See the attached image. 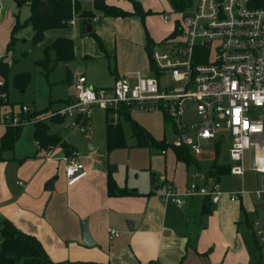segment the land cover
Segmentation results:
<instances>
[{
	"label": "crops",
	"instance_id": "1",
	"mask_svg": "<svg viewBox=\"0 0 264 264\" xmlns=\"http://www.w3.org/2000/svg\"><path fill=\"white\" fill-rule=\"evenodd\" d=\"M97 1H80L83 11H90L98 18L97 22L92 20V26L89 25L90 32L93 31L90 36L97 42L96 49L89 42L90 37L82 36L79 18L77 29L70 36L54 33L61 29L45 33V37L53 33L51 45L58 38L72 40L74 59L75 56L89 58L83 71L69 73L73 90L74 81L80 75H85L88 85L94 89L111 88L118 78L136 71L150 75L152 68L146 51L147 36L157 48L175 29V20L166 24L163 16H158L162 28H152L154 18L149 14L168 13L159 0H135L145 12H149L144 18L140 15L104 17L95 9ZM104 1L127 12L135 11L132 1ZM142 21L146 25L143 26ZM97 39L101 40L103 47ZM99 59L107 60L112 75L110 82L101 77L105 76L103 70L107 65L95 63ZM97 66L102 74L96 71ZM7 101L9 104L5 109L14 108L9 102V91ZM74 101L75 92L66 100V106ZM50 110L47 113L56 111ZM142 126L153 136L146 126ZM6 129L0 125V143ZM62 138L78 152L66 138ZM18 141L13 151L0 152V221L9 220L23 234L36 237L54 264H264L253 227L257 219L264 222V199H257L250 193L232 202L224 194L215 204L210 197L190 198L184 195L191 183L202 186L218 183L224 193L243 188L251 191L264 185L262 174L249 171L244 176H237L231 173V140L228 136L205 143L212 145L214 150L204 147L206 153L199 158L192 153L200 167L195 163L187 165L178 161L171 149L165 155L160 153L151 157L150 166H147L144 147H131L134 149L129 151L127 160L119 156V152L128 145L103 154L97 151L92 141H87L90 142L89 153L82 150L80 159L84 160L88 173L76 181H70L65 175L66 159L56 158L65 153L61 146L56 148L54 157L48 159L49 150L40 147L34 131L31 142L24 144ZM225 142L228 143L229 159L223 161ZM204 156H210L207 159L210 167H201L200 161ZM215 162L230 167V172L211 176L209 172ZM195 165L197 167H193ZM110 172L118 186L131 194H108ZM162 176L167 178L165 184L161 181ZM165 185L181 194L182 204L163 199ZM205 208L210 213L204 215ZM83 222L90 235V245L83 240ZM111 230L117 231L119 237L110 238Z\"/></svg>",
	"mask_w": 264,
	"mask_h": 264
},
{
	"label": "built area",
	"instance_id": "2",
	"mask_svg": "<svg viewBox=\"0 0 264 264\" xmlns=\"http://www.w3.org/2000/svg\"><path fill=\"white\" fill-rule=\"evenodd\" d=\"M78 1L84 0L71 3ZM77 19L74 12L70 25L77 24ZM172 19L169 13L163 15L166 24ZM175 22L171 36L151 55L150 75L136 71L102 89L90 87L86 76L80 75L74 81L73 103L34 116L27 105L18 111L1 106L0 125L18 127L64 117L74 130L85 132L94 106L114 112L125 107L132 114L161 113L177 134L174 147H189L199 158L206 153L203 144L228 136L231 173L264 175V0H195L190 16ZM6 85L0 72V99L5 101ZM189 113H195L197 119L188 120ZM56 148L49 149L48 159L54 157ZM161 153L165 155L167 150ZM65 159V175L70 181L87 175L88 167L76 150ZM161 181L165 184L166 176ZM250 193L264 199V185L224 193L218 183H191L184 195L210 197L217 204L224 194L235 202ZM163 199L182 204L181 194L168 185ZM253 227L264 258V222L257 219ZM116 237L119 233L111 230L110 238Z\"/></svg>",
	"mask_w": 264,
	"mask_h": 264
},
{
	"label": "rangeland",
	"instance_id": "3",
	"mask_svg": "<svg viewBox=\"0 0 264 264\" xmlns=\"http://www.w3.org/2000/svg\"><path fill=\"white\" fill-rule=\"evenodd\" d=\"M127 1L131 2V0ZM159 1L160 5L163 6V10H166V12L171 14L174 20L184 19L185 17L190 16L191 9H188L183 13L176 12L172 9L168 0ZM149 15H152V18H154L151 22L152 28L160 30L162 27L158 16L162 17L163 13L160 11ZM30 16L31 7L29 3L21 4L16 0H0V59H5L12 66L8 79L9 102L14 106L16 111L20 110L22 105H27L35 111H43L47 109L49 105H51V110H58L66 106V100L70 99L75 92L69 82V73L71 71H83L87 65L86 60H89V58L85 59L80 56H75V59L70 62H59L55 61V54L51 51L50 57L52 61L47 65H40L39 62L44 61L46 58L47 48L51 45L53 40V33L52 36H48L47 34L43 42L35 44V31L31 24L24 26L16 33L15 45L7 51L13 26L17 21L25 24ZM142 22L143 26L146 25L144 21ZM76 26L77 24H74L67 29L57 30L54 33L70 36L71 32L77 29ZM82 36L90 37L89 42L93 44V49H96L97 42L92 36L86 34ZM95 63L107 65L105 70H103L105 76L101 75V77L104 81L110 82L112 75L109 71L107 60L99 59ZM98 70L99 73L102 74V70L97 66L96 71ZM25 75H29L31 80L27 85H21L18 83V77ZM3 110L4 109H0V113L3 112ZM110 117H112L116 123L120 122L122 124L128 148L119 152V156L127 158L128 160L129 151L131 152L134 149L131 147L135 146L138 148L130 124L123 117L119 118L117 115H110ZM186 117L188 120L197 119L195 113L186 114ZM132 118L139 124L146 126L157 140L166 136L167 141L173 143L177 138V134L172 132L171 123L165 120L164 115L161 113H133ZM89 123L90 124L86 127L85 132L80 130L76 131L69 126V119L67 118L64 123L52 125V129L54 132L61 134L62 137L66 138L70 144L77 148L80 156L83 154L82 150L89 153L87 141H92L99 153L104 152L103 154H108L106 149V111L100 109L98 106H94L91 109ZM86 125H88V123H86ZM34 126L33 123L25 124L22 128V136L18 142L24 144L27 141L31 142ZM202 146L206 149L214 150L212 145L203 144ZM144 149V151H146V164L147 166H150L151 157L161 155V149L155 147H145ZM210 156H204V159L200 161L201 167H210L211 163L207 160ZM221 158L223 161L229 159L227 142H225L222 147ZM193 167L197 166L195 165Z\"/></svg>",
	"mask_w": 264,
	"mask_h": 264
},
{
	"label": "trees",
	"instance_id": "4",
	"mask_svg": "<svg viewBox=\"0 0 264 264\" xmlns=\"http://www.w3.org/2000/svg\"><path fill=\"white\" fill-rule=\"evenodd\" d=\"M19 3H29L31 7V16L25 22V24L17 21L12 28L11 39L7 46V51L15 45L16 33L24 26L31 24L34 33V43L38 44L44 41L45 33L49 30L67 29L70 27V22L73 18L74 12L78 14L80 32L82 35H93V31L87 33L89 25L92 26V20L95 17L94 13L90 11H83L82 5L78 1L76 5L71 3V0H16ZM134 6V12H127L121 8L109 6L104 0L95 2V9L101 11L104 17H127L131 15H140L144 18L149 12H145L141 4L135 0H131ZM172 9L176 12H185L194 4L195 0H168ZM41 3H45L50 10L45 14L41 13ZM100 46L103 47L100 39H97ZM155 49V45L147 36L146 51L150 58V66H152L151 55ZM54 52L55 61L70 62L74 59V44L73 41L67 38H58L55 42L47 48V55L44 61H40V65H47L52 61L50 52ZM12 69L10 63L5 59H0V72L6 77L7 85L4 91L8 93V79L9 73ZM30 76H19L18 83L21 85H27L30 82ZM17 82V78H16ZM70 102L69 104H71ZM8 101L0 99V107L6 106ZM51 107L43 111L33 113L31 116L47 113ZM110 115H117V117L125 118L130 124L133 137L136 139L137 147H155L162 150L171 149L177 160L187 165L195 163L199 166L196 158L192 155L189 147H174L172 143H169L166 138L161 141L156 140L141 124L132 118V113L125 107H121L114 112L113 110L106 111V144L108 153L127 147L125 133L122 128V124L116 123ZM166 120H168L165 117ZM66 119L64 117H52L47 121H38L34 127V138L44 150H49L52 147L61 146L65 154L71 155L74 148L69 147L59 133H54L52 125L64 123ZM23 126L8 127L5 134L1 138L0 152L13 151L17 141L22 135ZM72 150V151H71ZM219 153V151H218ZM200 167V166H199ZM209 174L211 176H219L230 172V167L218 165L216 162L212 164ZM108 194L110 196H127L131 194L126 188H121L116 183L112 173L108 175L107 183ZM210 213L207 208L204 209L203 214ZM0 236H1V248H0V264H54L47 256L40 242L36 237L23 234L16 226L9 220L0 221Z\"/></svg>",
	"mask_w": 264,
	"mask_h": 264
},
{
	"label": "water",
	"instance_id": "5",
	"mask_svg": "<svg viewBox=\"0 0 264 264\" xmlns=\"http://www.w3.org/2000/svg\"><path fill=\"white\" fill-rule=\"evenodd\" d=\"M48 10H50V7H48L45 3H41V13L45 14ZM91 27H89L88 32H90ZM90 145V142L88 143ZM92 149V148H91ZM66 154L65 153H60L59 155L56 156L57 159L59 158H65ZM82 229H83V240L87 245H90V235L87 231L86 223H82Z\"/></svg>",
	"mask_w": 264,
	"mask_h": 264
}]
</instances>
